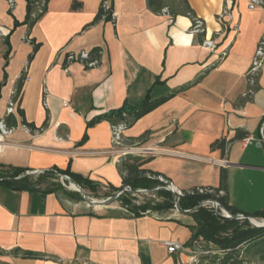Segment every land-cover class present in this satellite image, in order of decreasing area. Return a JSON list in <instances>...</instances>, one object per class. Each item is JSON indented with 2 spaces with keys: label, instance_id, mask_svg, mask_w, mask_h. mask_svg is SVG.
Here are the masks:
<instances>
[{
  "label": "crops",
  "instance_id": "obj_1",
  "mask_svg": "<svg viewBox=\"0 0 264 264\" xmlns=\"http://www.w3.org/2000/svg\"><path fill=\"white\" fill-rule=\"evenodd\" d=\"M102 1L49 0L29 27L27 0H17L12 10L0 0V84L6 77L0 117L25 74L12 115L17 124L0 143V164L69 168L120 187L122 150L138 148L147 152L143 169L183 191L218 188L226 168L229 204L263 209L264 63L253 78L249 70L264 33V8L250 9L249 0H188L206 27L194 33L190 15L153 12L147 0H104L113 18L93 23ZM225 7L230 15L223 21ZM206 38L215 41L214 49L203 45ZM95 47L101 48L96 66L67 59ZM177 90L127 127L123 143L115 145L107 114ZM238 130L252 140L236 139L225 154L212 148ZM193 224L190 213L177 210L134 216L117 200L95 205L61 191L0 182V264H192L191 253L169 252L166 242L192 248Z\"/></svg>",
  "mask_w": 264,
  "mask_h": 264
},
{
  "label": "trees",
  "instance_id": "obj_2",
  "mask_svg": "<svg viewBox=\"0 0 264 264\" xmlns=\"http://www.w3.org/2000/svg\"><path fill=\"white\" fill-rule=\"evenodd\" d=\"M104 1V0H103ZM95 17L93 23L98 22L101 19L111 20L113 18V11L111 8H106L103 4ZM49 0H27V16L24 21L29 27H32L36 21L46 11ZM148 7L157 13L163 12L165 7H168L169 13L173 18L178 14L184 13L190 15L193 20L195 18L194 11L191 8L188 0H147ZM19 25V22L15 23ZM5 44L8 46L6 53V64L8 63V54L10 49V43L5 38ZM39 47V44H35L34 51ZM100 47H95L90 51L91 58H100ZM30 55V59L32 58ZM5 64V65H6ZM25 74H22L18 80V83L13 94V99L16 100L21 96L23 81ZM4 81L0 84V88L4 85ZM186 87H182L184 89ZM180 89V90H181ZM174 91L171 94L157 98H147L138 106L130 108H121L115 110L110 114H107L104 119H108L112 124L120 121H125L127 127H130L135 121L151 112L167 99L172 97L178 91ZM22 112V110H20ZM6 121L10 126H15L17 121L14 116L9 115L6 117ZM23 123L30 126L25 120ZM92 124V122H90ZM264 134V126H263ZM248 133L245 131L238 130L237 134L232 139L223 138L217 140L212 144L213 149H221L222 153L225 154L228 150L229 145L236 139H243L248 137ZM264 144V142H263ZM146 160L143 158V154H128L123 156L119 164L121 169L125 172L123 176V183L120 187H116L112 184L106 186V197L114 195L117 191L122 190L125 187H131L133 189H153L157 186L164 185L156 178L149 177L148 174H156L142 168ZM28 170L22 167H15L12 165L0 164V177L1 178H13L11 180H0L15 189H28L36 190L40 189L45 192H57L61 191L65 194L70 195L73 198L84 200L78 191L67 190L66 187L62 186L56 179L59 174H66L70 176L75 182L80 184L85 190L97 193L98 187L101 184L96 183L89 178L83 177L77 173H73L69 168L60 169L54 168L45 170L43 173L38 175H27L25 177L16 179L18 176L26 174ZM228 171L226 168L221 169L220 173V185L216 190H224L223 196L217 197V199L225 206L232 214H245L252 215L254 218L264 219V208L255 212H247L238 209L237 207L229 204L228 198ZM156 197H144L140 200V194H133L125 191L119 197L118 201L123 207H125L134 216H142L154 211H168L175 208L176 196L170 190L165 188H159L154 190ZM210 196H203L200 194H185L180 197V206L183 209L196 208L200 202ZM215 197L216 196H211ZM190 215L193 217L195 224L191 225L193 234L189 241V245L199 244L200 239L207 240L212 243V246L204 248L199 246L200 261H205L206 264H243L245 258H258L264 262V227H255L247 219H234L223 217L211 209L203 206H199ZM30 257H43L38 253H29Z\"/></svg>",
  "mask_w": 264,
  "mask_h": 264
},
{
  "label": "built area",
  "instance_id": "obj_3",
  "mask_svg": "<svg viewBox=\"0 0 264 264\" xmlns=\"http://www.w3.org/2000/svg\"><path fill=\"white\" fill-rule=\"evenodd\" d=\"M7 2L9 4V8L12 10L15 7L17 0H7ZM259 5L264 8V0H249L248 7L250 9H254L255 7ZM163 12L169 14L168 7H165L163 9ZM228 15H230V10L228 7H225L219 14V18L224 21V18H226ZM205 30H206V27H205L203 20L200 18H194L192 32L203 33L205 32ZM1 35L4 36L3 32L1 33ZM203 45L210 47L212 49L216 47V43L212 38H206L203 41ZM67 59L69 61H79L83 63L85 67L87 68L96 66L100 62V58H94V59L91 58L90 51H86V50L69 53L67 55ZM263 63H264V33L262 34L258 42L256 51L253 57L252 65L249 70V75L251 76V78L256 76V74L262 67ZM251 82H253V80H251ZM18 101H19V98L16 100L12 99L7 106L6 115L4 117H0V143H3L5 139L7 138V136L10 135L15 130L14 126H10L7 123L6 117L9 115H13L17 112ZM65 105H67V103H65ZM24 127L28 128V125L24 124ZM126 128H127V123L125 121H120L118 123L112 124L113 141L116 146H120L123 143L124 141L123 132ZM262 133H263V129H262ZM246 140L250 141L252 140V137H248ZM263 140H264V134H263ZM144 153H147V152H144L143 150L140 151L138 148H127V149L122 150L123 156H126L128 154H144ZM148 176L152 178H156L157 180L162 182L164 185L170 186L173 189H175L179 197L184 196L186 193L210 196L202 200L200 202V206L207 207L211 209L213 212L223 217L229 218V212L227 211L228 209L225 206H223L222 203L217 199V197L223 196L225 194L224 190H216L214 187H210V186H197V187L183 191V190L176 188L174 184L163 175H160V174L152 175L149 173ZM211 196H216V198L211 197ZM166 244L168 246L169 252L181 251V252L191 253L193 261L196 260V257L201 252V249L199 248L200 245L196 243L193 245L192 248H189L186 245L182 244L181 242H177V241H167Z\"/></svg>",
  "mask_w": 264,
  "mask_h": 264
},
{
  "label": "water",
  "instance_id": "obj_4",
  "mask_svg": "<svg viewBox=\"0 0 264 264\" xmlns=\"http://www.w3.org/2000/svg\"><path fill=\"white\" fill-rule=\"evenodd\" d=\"M260 145V143H258V146ZM45 170H36V171H28L26 174L20 175L18 176L16 179L25 177L27 175H38L43 173ZM59 176L68 184H64L65 187L67 189L70 190H74V191H78L82 198L90 203V204H95V205H100V204H110L113 203L114 201H116L118 199V197L125 191L131 192L133 194H140V193H146V192H150V191H154L157 190L159 188H165L167 190H170L171 192H173L177 198L175 206L176 209L181 212V213H192L194 210H196L200 204L193 209H183L180 206V197L178 196L177 192L175 189H173L170 186H166V185H160L157 186L153 189H133L131 187H125L120 191H117L114 195L107 197L105 199L102 200H98V199H93L91 197H89V195L87 194L86 190L77 182H75L70 176L66 175V174H59ZM13 178H1L0 180H11ZM72 186H74L75 188H72ZM229 212V218H234V219H247L253 226L255 227H264V219H261L260 221L256 222L254 220H256L257 218H254L252 215H245V214H232L229 210H227Z\"/></svg>",
  "mask_w": 264,
  "mask_h": 264
},
{
  "label": "rangeland",
  "instance_id": "obj_5",
  "mask_svg": "<svg viewBox=\"0 0 264 264\" xmlns=\"http://www.w3.org/2000/svg\"><path fill=\"white\" fill-rule=\"evenodd\" d=\"M58 182H60V184L62 185V186H64L65 187V185L64 184H68L67 182H65L60 176H58V178L56 179ZM249 190L251 189H257L256 187H251V186H248L247 187ZM67 190H69L70 191V189H67ZM74 190H71V192H73ZM86 192H87V194L89 195V197H91V198H93V199H98V200H102V199H105V198H107L106 197V195H108V194H106L105 192H106V187L105 186H103V185H101V186H99L98 187V192L97 193H93V192H90L89 190H86ZM246 192H248V191H246ZM255 192H253V194H254ZM156 197V194H155V192L154 191H150V192H146V193H143V195L142 196H140V200H142L144 197ZM118 201V200H117ZM114 202H116V201H114ZM170 210H175L176 211V208H172V209H170ZM178 211V210H177ZM154 212H160V213H165V212H169V210L168 211H154ZM191 216V215H190ZM192 217V216H191ZM193 218V217H192ZM259 221L261 220V219H259V218H257ZM193 221H194V219H193ZM194 224H195V221H194ZM193 224V225H194ZM199 244L201 245V246H203L204 248H208L209 246H212V243H210V242H208L207 240H204V239H200L199 240ZM200 254L196 257V260L195 261H193L192 262V264H206V262L205 261H200ZM243 264H264V262L263 261H260L258 258H256V257H254V258H245L244 259V262H243Z\"/></svg>",
  "mask_w": 264,
  "mask_h": 264
},
{
  "label": "bare ground",
  "instance_id": "obj_6",
  "mask_svg": "<svg viewBox=\"0 0 264 264\" xmlns=\"http://www.w3.org/2000/svg\"><path fill=\"white\" fill-rule=\"evenodd\" d=\"M72 188H75V187H74V186H72ZM254 221L258 222L259 220H258V219H256V220H254Z\"/></svg>",
  "mask_w": 264,
  "mask_h": 264
}]
</instances>
